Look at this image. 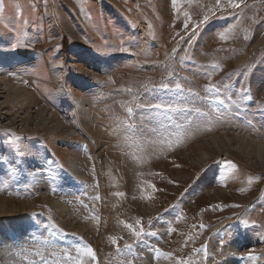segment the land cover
<instances>
[{"label":"rangeland","instance_id":"374dc122","mask_svg":"<svg viewBox=\"0 0 264 264\" xmlns=\"http://www.w3.org/2000/svg\"><path fill=\"white\" fill-rule=\"evenodd\" d=\"M234 132L264 139V0H0V264H264V170Z\"/></svg>","mask_w":264,"mask_h":264},{"label":"bare ground","instance_id":"6f19581e","mask_svg":"<svg viewBox=\"0 0 264 264\" xmlns=\"http://www.w3.org/2000/svg\"><path fill=\"white\" fill-rule=\"evenodd\" d=\"M19 83H9V82H5L4 83V86L6 87V88H8L10 91H13L14 93H25L26 92V90L25 89H22V91H21V89H20V87H19V85H18ZM21 93V94H22ZM81 108H83V106H84V101H78V103H77ZM41 121H42V124H44L45 123V121L43 120V119H41ZM223 134V135H222ZM232 134H234V136L232 135V138L233 139H236L238 142H240L241 143V145H246L247 143H250V145L251 146H254V149H255V154H254V156L253 157H251V155H250V158H252V161H253V163L257 166V167H259L260 169H262V170H264V139H258V138H255L254 136L252 137V136H248V135H246V134H241V133H236V132H234V133H232ZM221 135L222 136H219V137H211V141H210V143L213 145V146H216L217 145V143L219 144V145H222L223 147H225L227 144H229V142H230V138H229V136L225 133V132H222L221 133ZM239 143V144H240ZM221 147V146H220ZM204 157H206L207 155L206 154H202ZM248 157V156H247ZM77 165H78V163H75L74 165H72L71 166V168H72V170H73V172H75L77 175H79L80 174V172L78 171V169H77ZM78 171V172H77ZM83 174V173H82ZM39 174H35V176H34V178L38 181V182H41L42 184H44V181L43 180H40L39 179ZM80 176V175H79ZM40 183V184H41ZM216 190H214V192H215ZM213 191H209L208 193L210 194V193H212ZM213 192V193H214ZM1 201V204L2 205H6L7 203H8V201L7 200H0ZM52 204H53V208L56 210V212H62L63 214H65L66 216H68L69 217V212H68V210L62 205V204H60V203H58V202H56V201H54V200H52ZM7 207V206H6ZM62 214V215H63ZM61 215V214H60ZM12 222H14V221H12ZM13 225H15V223H12ZM223 225H225V222L224 223H222L221 225H219V226H223ZM69 226V225H68ZM70 226H71V224H70ZM81 228H83V227H79V229H81ZM83 229H81L80 231H82ZM1 240H2V242L4 243L5 242V240H6V238L4 237V236H2L1 237ZM251 241H253V236L251 235V234H248L244 239H242V241L240 240V239H235L233 242H232V245L233 244H235L236 245V248L237 247H239L240 246V244H247V243H244V242H251ZM235 242V243H234ZM231 246V245H230ZM242 246V245H241ZM240 246V247H241ZM236 248L233 250L232 248H231V251H233V252H237V250H236ZM157 264H170L169 262H167V261H162V262H158ZM225 264H234V263H232V262H229V261H227Z\"/></svg>","mask_w":264,"mask_h":264},{"label":"snow or ice","instance_id":"6c2138e0","mask_svg":"<svg viewBox=\"0 0 264 264\" xmlns=\"http://www.w3.org/2000/svg\"><path fill=\"white\" fill-rule=\"evenodd\" d=\"M177 3V0H172V5L173 7H175ZM226 3H227V6L233 8V9H238L241 7V3H242V0H226ZM221 4V0H216V6L219 7ZM215 13L213 12V15ZM209 20V17L208 15H205L204 18L200 21V24H206ZM188 25L185 24V28H187ZM197 27H199V25H197ZM220 37L221 39H223V33H220ZM164 90H172V89H169L168 85L167 84H164L161 86ZM175 91L179 92V91H182V86L181 84L179 83H176L175 84ZM215 89L214 87H210L207 89V91L209 93L213 92ZM215 91H218V90H215ZM242 92L246 91V89H241ZM219 103H223V101H217ZM151 109H154L156 111H162V112H167V111H172L173 109L171 108V106H165V105H161V104H153L150 106ZM129 113H131V109L128 110ZM183 111H189L187 109H184ZM197 112L199 111L198 109L196 110ZM233 207H238V205H233ZM136 225L138 226V230L137 229H134L132 225H129V224H125L124 226L126 228H128L129 230L132 231V234L139 238L141 237L143 234H144V229L143 227L141 226V221L139 219L136 220ZM53 227H55V225H53ZM154 235V234H153ZM45 244H48L49 241L45 240L44 241ZM112 243L113 244H116V240L115 239H112ZM126 248H128L129 250L131 249V246L130 245H126L125 246ZM76 252H77V257H76V260H75V264H84V257H88L90 258L92 261H96L97 260V257H96V254H95V251L88 245H83L82 247L80 246H77L76 247ZM154 252H155V255L156 256H164L166 258H169L171 259V254L169 253H163L160 251L159 248H156L154 249ZM53 256H55V253H53ZM65 258L67 259H71L70 256L67 255V253L65 252ZM53 264H59L58 260H54L53 261ZM177 264H186V262H180V261H177Z\"/></svg>","mask_w":264,"mask_h":264}]
</instances>
